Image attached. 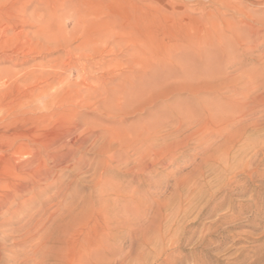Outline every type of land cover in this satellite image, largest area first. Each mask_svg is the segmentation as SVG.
Instances as JSON below:
<instances>
[{"label":"rangeland","instance_id":"obj_1","mask_svg":"<svg viewBox=\"0 0 264 264\" xmlns=\"http://www.w3.org/2000/svg\"><path fill=\"white\" fill-rule=\"evenodd\" d=\"M4 180L0 264H264V0H0Z\"/></svg>","mask_w":264,"mask_h":264},{"label":"bare ground","instance_id":"obj_2","mask_svg":"<svg viewBox=\"0 0 264 264\" xmlns=\"http://www.w3.org/2000/svg\"><path fill=\"white\" fill-rule=\"evenodd\" d=\"M213 114H215V113H213ZM212 116H214V115H212ZM19 143H17V144H19ZM46 149H47V147H46ZM40 155H38V157L33 160V163L35 164V166L36 165L38 166L39 165L38 163L40 161H42ZM27 167L28 166H26L25 168H27ZM35 168H38V167H35ZM5 181L6 180H4V182L0 183V189H2V190L5 189V190H8V191L9 190L11 191V189L15 190L13 183H10L9 181L5 182ZM17 187H18V185H17ZM6 193H8V192H6ZM8 197H9V194H0V205L1 206L6 205L5 201L8 199ZM1 206H0V208H3ZM65 226H67V228L69 230H71V229H74L77 226V222L75 220H70V222H66L65 223ZM86 247H88V245L87 246L86 245H77V248H78L77 249V253H75L73 255H69V254H67V248H65L64 245H54L52 247H49L48 245H39L38 248L35 250V254H38V259H36V263L37 264H45V260L48 261V260L53 259L55 264H90L91 261H92L91 253L89 254V251H87ZM55 250H59V252H55Z\"/></svg>","mask_w":264,"mask_h":264}]
</instances>
